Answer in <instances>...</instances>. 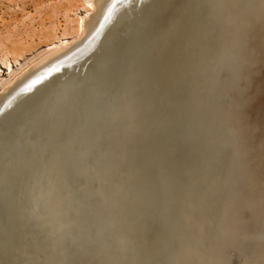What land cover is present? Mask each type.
I'll list each match as a JSON object with an SVG mask.
<instances>
[{
    "label": "bare ground",
    "instance_id": "1",
    "mask_svg": "<svg viewBox=\"0 0 264 264\" xmlns=\"http://www.w3.org/2000/svg\"><path fill=\"white\" fill-rule=\"evenodd\" d=\"M90 3L0 92V264H264V0Z\"/></svg>",
    "mask_w": 264,
    "mask_h": 264
},
{
    "label": "rangeland",
    "instance_id": "2",
    "mask_svg": "<svg viewBox=\"0 0 264 264\" xmlns=\"http://www.w3.org/2000/svg\"><path fill=\"white\" fill-rule=\"evenodd\" d=\"M90 2L0 0V92L17 77L39 66L38 62L54 49V41L64 36L71 41Z\"/></svg>",
    "mask_w": 264,
    "mask_h": 264
}]
</instances>
